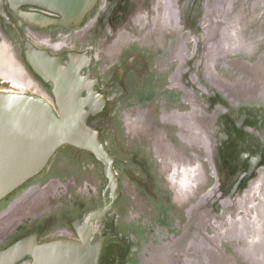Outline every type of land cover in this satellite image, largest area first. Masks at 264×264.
<instances>
[{
    "label": "flooded vegetation",
    "instance_id": "flooded-vegetation-1",
    "mask_svg": "<svg viewBox=\"0 0 264 264\" xmlns=\"http://www.w3.org/2000/svg\"><path fill=\"white\" fill-rule=\"evenodd\" d=\"M187 1L186 4L182 0L97 1L95 12L86 18L84 25L91 26V33L101 38L104 53L109 52L106 55L111 57L94 60L89 50L92 47L79 51L91 56V75L98 79L106 98L105 110L92 118V124L98 127L99 138L112 156L114 182H110L103 163L92 152L68 143L60 145L37 175L0 201V224L16 211L14 207L23 198L25 204L15 213L24 218L0 229V249L30 232H36L40 241L79 239L80 233L88 228L92 233L112 234L102 264H230L231 258L221 249L219 240H212L205 227L220 226L233 211L226 235L235 234V239L240 235L246 245L244 255L251 262L264 264L260 228L255 225L254 233L249 232L252 233L249 236L247 231L252 229L248 224L252 220L247 222L245 216L241 220L235 215L240 210L248 212L243 196L248 193L250 198L252 189L261 183H257L259 178L252 181L253 174L245 183L237 181L243 168L236 163L240 156L238 153L237 158L230 157L232 152L239 151L231 132L237 118L231 99L241 100L249 93L258 96L257 91L264 87L258 85L264 81V70L259 82L253 80L250 86H238L236 93L229 89L228 83L215 78L211 69L201 70L195 54L190 59L184 58L178 48V37L185 19L195 15L198 0ZM23 7L34 12L45 11L38 6ZM185 8L189 17L184 19L181 11ZM6 11L10 20L0 16L18 32L20 60L31 78L50 94L46 84L26 65L20 34L38 46H49L51 52L67 61L66 52L71 50L57 38L71 28L30 25L24 27L28 31L25 34L19 26L24 21L11 9ZM141 16L143 22L139 20ZM155 19L158 29L146 35L148 28L156 26ZM166 24L172 27L168 29L174 36H167ZM41 28L44 32L37 30ZM83 37L88 35L85 33ZM55 48L59 51L54 52ZM236 66L241 65L236 63ZM15 67L21 79L22 71ZM149 107L152 115L147 114ZM121 121L145 126L148 141H140L137 136L127 139L130 133L121 137ZM112 123L116 130H112ZM183 147L190 149L189 154ZM200 147L206 151L212 178L202 192H199L201 155L197 152ZM66 156L78 169L59 171V163ZM90 171L97 173L95 177L86 176ZM236 172L239 176L231 185V176ZM214 186L219 190L216 198L220 200L216 199L212 209L207 210L205 202L212 196L215 198V191L201 194ZM41 189L50 196L29 204L37 194L29 195ZM193 197L196 200L190 202ZM186 201L188 205H184ZM202 212L208 214L207 219ZM164 217L169 218V223L164 222ZM186 217L188 220L184 222ZM148 233L152 241L145 240Z\"/></svg>",
    "mask_w": 264,
    "mask_h": 264
},
{
    "label": "water",
    "instance_id": "water-1",
    "mask_svg": "<svg viewBox=\"0 0 264 264\" xmlns=\"http://www.w3.org/2000/svg\"><path fill=\"white\" fill-rule=\"evenodd\" d=\"M98 0H0L25 23L36 27L69 29L84 24L95 12ZM38 6L32 11L23 6ZM24 61L44 82L50 99L41 95L0 89V201L37 175L62 144H71L94 154L104 173L114 182L112 156L99 138L92 118L106 108L98 79L91 75V56L86 51L62 55L41 47L20 34ZM112 234L92 233L88 228L79 239L40 241L36 232L23 235L0 249V264H102Z\"/></svg>",
    "mask_w": 264,
    "mask_h": 264
},
{
    "label": "rangeland",
    "instance_id": "rangeland-1",
    "mask_svg": "<svg viewBox=\"0 0 264 264\" xmlns=\"http://www.w3.org/2000/svg\"><path fill=\"white\" fill-rule=\"evenodd\" d=\"M187 2V0H182L183 4H186ZM196 4L197 7L195 10V15L191 14V16L189 17L186 13V8L181 11L184 19L189 17L188 19H185L183 24L181 23L183 25L182 33H179L180 35L178 37V48L183 52L184 58L190 59L195 54L194 56L196 58V64L198 65V67L202 68L201 70H205V72H207V70L211 69L215 75V78L222 80L224 83H228V85H230L229 89H234L235 91L233 92L236 93H239L238 86H250L249 84L253 80L259 82L260 78H262V73L264 70V67L262 66L264 65V0H198ZM16 20H18V18H16ZM139 20L140 22H143L144 18L141 16ZM155 21L157 22L158 20L155 19ZM156 22L155 27L152 26L151 28H148V31L149 29L150 31L147 32L146 35L152 34L151 30L156 31L158 29V22ZM18 23H20V21H18ZM22 24L23 26H21L20 24L19 26L25 32V34H28V31H26V29L24 30V27H30V24H27L25 22H23ZM86 25L87 24H83L79 27H73L68 31L62 32L63 35H60L57 40L66 42L69 50L73 51L84 50L86 49V47H92L89 50L91 51L90 54L94 56V60L95 58L106 59V57H109L106 54L110 53H104L105 50L104 48H102L101 38L93 36L90 29L91 26L86 27ZM170 27L171 26L166 24L164 31H169L167 33V36L172 37L174 36V32L168 29ZM37 30L44 32L43 28ZM85 33L88 35L87 38L83 37V34ZM161 38H159V40H161ZM0 45L5 49L8 61L14 63L22 71V81L19 82H14L11 79L9 80L6 77L0 75V89L26 91L50 99L48 91L41 88V86L38 85L37 82L33 80V78H31V75L29 74L26 66L19 58L20 41L18 38L17 30L8 25L6 20L1 16ZM53 51L57 52L59 51V49L55 48L53 49ZM236 63L241 66H236ZM261 84L264 85V81H261L258 85ZM243 90L244 88L242 89V91ZM257 92L259 93L258 96L255 95L256 97L252 96L255 93H249L246 94L244 98H260L261 96L262 99H264V87H262V90L260 89V91ZM238 96L240 97V95ZM125 114L127 115L128 112H125ZM147 114H153V111L150 110V107L148 108ZM144 121L147 120L145 119ZM141 124L142 123L140 122V125ZM144 124H146V122ZM110 125L113 128L112 130H116L115 123H112ZM138 126L139 125L135 126L132 123H128V121H121V137H123V133H130L127 139H130L132 136H137L140 141L147 142L149 137L146 133V127L142 125L139 127ZM183 150L188 153V150L190 149L188 147H183ZM197 152L199 153V155H201L199 160V167L201 168L202 180L199 183V192H202L211 184L212 178L209 174L205 149H202L200 147ZM236 154L232 152L230 154V157L232 156L231 159L235 157L237 158L238 156ZM70 162L71 161H69L68 156H66L63 161L61 160L59 163V171L78 169L77 165L73 166ZM230 162L234 163L233 160H231ZM95 174L97 173L90 171L88 172V174H86V176L92 178L95 177ZM232 175L233 177L231 176L232 180L230 182L231 185L234 183L233 181H235V178L239 176L237 172ZM256 178H259L257 179V183L260 182L261 184H258L252 189L253 192L251 193L250 198L248 193L243 196V202H247L248 204V212L246 213L244 212V210H240L237 211V214L235 213V215L237 216V219L244 218L245 216L247 222H251L252 220V224H248V227H250L252 231L248 230L247 234L250 236L252 233H254L256 225L258 228H260V236L264 240V184H262L264 183L263 168L258 169V173L252 181L255 182ZM217 186L221 188L220 183H218ZM213 189L215 191V198H213L212 196L210 197L211 200L209 199L208 202H205L207 205L205 209L207 210L212 209L211 207L213 203L216 199H218V197L216 198V195H219V190H216V187L214 186V188L212 187L207 192L201 194L202 196L206 193H209V191H212ZM36 194L37 196L35 197V199L30 200L29 204L35 202L36 200H41V198L43 197L50 196L48 192H45V189H41L39 191L35 190V192L29 196L33 197ZM23 199L18 203L16 207H14V210L16 211L10 213V217L8 216L9 218L0 224V229H5L9 227L10 224L12 225L15 223V221H18V219L20 220L21 218H24L18 217L15 214L21 211L23 206L25 205L23 203ZM195 200L196 197H193L190 202H193ZM184 205H188V202H184ZM207 210H205V212L208 213L209 211ZM258 211L260 214H258ZM201 214L205 219L208 218V214H205L204 212H202ZM211 214L213 215L214 213ZM215 214H217V212ZM227 216L228 217L224 221H222L220 226L217 225L212 227L211 225H209L207 228L205 227L206 234L214 241L215 239L216 241L217 239L219 240L220 244H218L221 246V249L231 258L230 264H258L256 262H251L248 256L244 255V253L242 252L244 246L246 245L244 244L240 235L237 239L234 238L237 237L235 236V234H233L234 237L231 236L232 238L229 235H226L227 230L229 229V226L231 224L230 221L232 220V218L230 217L234 216V212L231 211V213ZM163 220L164 222L169 223V218L164 217ZM187 220L188 219L186 217L184 222H186ZM240 225L241 222L238 223V226ZM144 238L146 241H152L149 233L144 235ZM217 253L218 252L216 251V254Z\"/></svg>",
    "mask_w": 264,
    "mask_h": 264
},
{
    "label": "bare ground",
    "instance_id": "bare-ground-1",
    "mask_svg": "<svg viewBox=\"0 0 264 264\" xmlns=\"http://www.w3.org/2000/svg\"><path fill=\"white\" fill-rule=\"evenodd\" d=\"M6 55L5 49L0 45V75L14 82L21 81L15 65L8 61ZM238 102L242 104H237ZM230 103L237 112V118L231 126L235 146L238 143L239 151L236 155L238 156L239 153L240 156L236 163L243 167L237 181L245 183L252 174L256 176L260 166H264V99L261 96L248 100L233 98ZM261 117H263L262 120ZM232 149H234L233 146ZM232 169L234 171L236 168L233 166Z\"/></svg>",
    "mask_w": 264,
    "mask_h": 264
}]
</instances>
